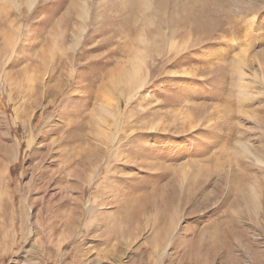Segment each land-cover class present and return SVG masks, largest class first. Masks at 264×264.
Instances as JSON below:
<instances>
[{"label": "rangeland", "instance_id": "rangeland-1", "mask_svg": "<svg viewBox=\"0 0 264 264\" xmlns=\"http://www.w3.org/2000/svg\"><path fill=\"white\" fill-rule=\"evenodd\" d=\"M150 3L0 0V264H264V0Z\"/></svg>", "mask_w": 264, "mask_h": 264}, {"label": "bare ground", "instance_id": "bare-ground-1", "mask_svg": "<svg viewBox=\"0 0 264 264\" xmlns=\"http://www.w3.org/2000/svg\"><path fill=\"white\" fill-rule=\"evenodd\" d=\"M28 1V0H27ZM13 2V1H12ZM161 2V1H160ZM14 3V2H13ZM29 3H30V1H29ZM28 3V4H29ZM142 3H143V5H144V7L145 8H149V11H150V9L152 10V5H151V3H150V0H142ZM17 4V3H16ZM159 4V3H158ZM164 4V3H163ZM141 6V5H140ZM154 8H155V6H154ZM153 8V9H154ZM161 8V7H160ZM159 8V9H160ZM148 11V10H147ZM156 11V10H155ZM161 12V10L159 11V13ZM143 13V12H142ZM148 14V13H147ZM156 14V13H155ZM152 15V14H151ZM158 16V15H157ZM156 16V17H157ZM188 16V15H187ZM144 17V16H143ZM154 17V16H153ZM160 17H162V16H160ZM142 18V17H141ZM142 19H146V17L145 18H142ZM141 19V20H142ZM161 19V18H160ZM162 20V19H161ZM118 21V20H117ZM148 21V20H147ZM160 21V20H159ZM149 23V22H148ZM159 24V23H158ZM184 24H187V23H184ZM144 25V24H143ZM164 25V24H163ZM157 26V25H156ZM158 27V26H157ZM160 27V26H159ZM185 28V27H184ZM160 30H161V27H160ZM170 30H172V29H170ZM156 31V30H155ZM159 32V31H158ZM170 32H172V31H170ZM160 34V33H159ZM162 34H164V33H162ZM161 34V35H162ZM172 36V35H171ZM163 37V36H162ZM160 42H161V40H160ZM245 58H244V54L242 53V55H241V57L239 58V63H238V70H237V72H239V76H240V78L241 79H244L246 76H247V73L244 71V67L246 66V63H245V60H244ZM141 60H142V58H141V56L139 55V56H137V59H135V61H133V64H132V74L130 73V79H131V82H130V86L129 87H131L130 89H132V86H131V84L132 83H135L136 81H138L137 79L138 78H136L137 77V73H138V71H140L139 69H140V64L142 63L141 62ZM136 61H138V62H136ZM160 63V62H159ZM145 68V67H144ZM136 78V79H135ZM140 79V78H139ZM244 92H245V89H244ZM103 108V110L104 111H106V112H108V113H112L113 111H112V108H111V106L110 105H108V104H104V106L102 107ZM253 139V138H252ZM28 145H30L31 143H32V138H30L29 140H28ZM240 150L242 151V154H243V156H247V155H250L253 159H254V161H256V163H261V165L262 164H264V162L261 160V159H259L257 156H255L251 151H250V148L247 146V145H245V143H241L240 145ZM70 172V171H69ZM33 179L31 178L30 179V181H32ZM249 188L251 189V192H252V194L253 195H255L256 196V193H255V186L253 185V184H251V185H249ZM250 192V193H251ZM7 197V196H6ZM6 211V210H5ZM212 214V211L209 213V215H211ZM13 219H15V218H12V221L9 223L10 225H12V227H14L15 225H16V221H13ZM20 220V219H19ZM1 222V221H0Z\"/></svg>", "mask_w": 264, "mask_h": 264}]
</instances>
